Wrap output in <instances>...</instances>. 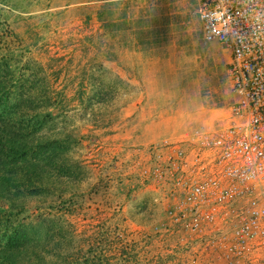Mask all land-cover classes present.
Returning <instances> with one entry per match:
<instances>
[{"label":"rangeland","instance_id":"1","mask_svg":"<svg viewBox=\"0 0 264 264\" xmlns=\"http://www.w3.org/2000/svg\"><path fill=\"white\" fill-rule=\"evenodd\" d=\"M228 62L201 39L193 0H0V91L30 115L34 146L49 144L45 190L0 220V233L24 225L13 262L223 264L169 227L156 157L168 140L140 120L227 110Z\"/></svg>","mask_w":264,"mask_h":264},{"label":"built area","instance_id":"2","mask_svg":"<svg viewBox=\"0 0 264 264\" xmlns=\"http://www.w3.org/2000/svg\"><path fill=\"white\" fill-rule=\"evenodd\" d=\"M201 39L227 52V122L160 144L174 231L223 264H264V0H193Z\"/></svg>","mask_w":264,"mask_h":264},{"label":"trees","instance_id":"3","mask_svg":"<svg viewBox=\"0 0 264 264\" xmlns=\"http://www.w3.org/2000/svg\"><path fill=\"white\" fill-rule=\"evenodd\" d=\"M21 111L22 108L7 104L6 92L0 91V200L8 204L7 208H0L1 221L22 210L23 196L45 190L43 182L48 174L43 167L48 166L49 144L44 139L34 146V139L30 138L33 125L27 119L30 115L25 113L23 118ZM30 225L25 224L26 229L33 228ZM19 226L5 227L0 233V264H19L13 262L25 238L24 225Z\"/></svg>","mask_w":264,"mask_h":264},{"label":"crops","instance_id":"4","mask_svg":"<svg viewBox=\"0 0 264 264\" xmlns=\"http://www.w3.org/2000/svg\"><path fill=\"white\" fill-rule=\"evenodd\" d=\"M107 1H113V0H107ZM166 71L164 72L166 73H171V71L174 72L173 69L172 70L168 69ZM218 110L219 111L212 110L210 112L208 110V116H203L200 119H194V118L190 119L189 117H186L184 119L183 118L176 119L175 117H171V116L163 117V115L160 113L159 115L149 114L146 118L142 117L140 121L143 124L145 123L149 125L147 127V131L149 132L152 138H158L160 140L162 139V140L170 141V140H177L180 137H182L184 134L194 131V129L191 128L196 127V125L200 128L209 129L208 132L217 131L218 129H220L225 125L229 115L228 108L227 110H224L223 108H219ZM217 114L218 115L220 114V116H218Z\"/></svg>","mask_w":264,"mask_h":264}]
</instances>
